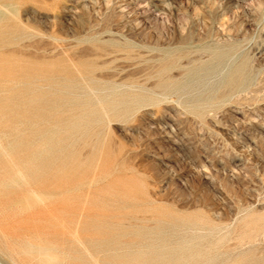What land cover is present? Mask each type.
Here are the masks:
<instances>
[{
  "label": "rangeland",
  "instance_id": "obj_1",
  "mask_svg": "<svg viewBox=\"0 0 264 264\" xmlns=\"http://www.w3.org/2000/svg\"><path fill=\"white\" fill-rule=\"evenodd\" d=\"M0 264H264V0H0Z\"/></svg>",
  "mask_w": 264,
  "mask_h": 264
},
{
  "label": "bare ground",
  "instance_id": "obj_2",
  "mask_svg": "<svg viewBox=\"0 0 264 264\" xmlns=\"http://www.w3.org/2000/svg\"><path fill=\"white\" fill-rule=\"evenodd\" d=\"M174 75V74H173ZM57 99V98H56ZM35 100L36 101H52L53 100V97H51V95H49V94H42V93H40V92H36L35 93ZM44 104H45V102H44ZM4 134H5V131H4ZM3 137V136H2ZM2 137H1V139H2ZM21 143V142H20ZM2 145V144H1ZM14 145H12V147H13ZM10 147V146H9ZM16 147V146H15ZM2 148V147H1ZM8 148V147H7ZM84 158V157H83ZM187 229V228H186ZM13 244V243H12Z\"/></svg>",
  "mask_w": 264,
  "mask_h": 264
}]
</instances>
